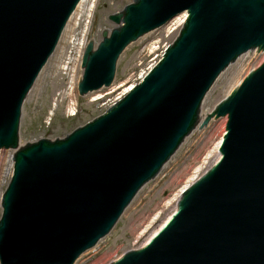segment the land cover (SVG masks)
Returning a JSON list of instances; mask_svg holds the SVG:
<instances>
[{"label": "water", "instance_id": "95a60500", "mask_svg": "<svg viewBox=\"0 0 264 264\" xmlns=\"http://www.w3.org/2000/svg\"><path fill=\"white\" fill-rule=\"evenodd\" d=\"M80 1L0 0V150L15 152L0 201V264H75L95 248L196 129L220 75L264 52V0H131L87 45L80 97L111 87L129 45L187 13L162 59L104 114L21 146L23 104ZM224 117L218 162L144 247L110 264H264V63L200 129Z\"/></svg>", "mask_w": 264, "mask_h": 264}, {"label": "rangeland", "instance_id": "374dc122", "mask_svg": "<svg viewBox=\"0 0 264 264\" xmlns=\"http://www.w3.org/2000/svg\"><path fill=\"white\" fill-rule=\"evenodd\" d=\"M130 3L131 0H92L76 22L70 45L62 34L54 54L23 104L19 127L21 146L40 139H62L104 114L126 87L140 83L142 77L162 58L166 48L175 41L180 30L174 31L176 24L171 21L128 46L118 61L114 84L99 90L102 91L100 99L93 101L91 93L80 97V74L76 91L63 96L65 92H70L74 64L68 61L71 57L72 60L76 59L78 44L84 40L86 47L91 39L94 44H98L103 31L116 27L107 15L117 13ZM63 47L66 48L67 56L62 58L60 53ZM154 47L156 49H152L154 52L151 53L150 49ZM262 63L264 55L251 52L230 66L208 92L202 105L203 111L214 110ZM227 122L226 117L217 121L212 119L207 127L194 130L160 174L140 190L111 233L94 249L84 253L75 264H110L114 254H119L116 256L118 260L127 251L144 246L173 214L176 201L185 186L190 185L194 178L202 176L216 162L215 145L223 137ZM13 154L11 150H0V198L11 176L10 158ZM209 155L211 158H207ZM145 215L146 222L134 231L139 217Z\"/></svg>", "mask_w": 264, "mask_h": 264}, {"label": "bare ground", "instance_id": "6f19581e", "mask_svg": "<svg viewBox=\"0 0 264 264\" xmlns=\"http://www.w3.org/2000/svg\"><path fill=\"white\" fill-rule=\"evenodd\" d=\"M89 2L91 3L92 2V0H82L79 4H78V6H77V9H76V11L74 12V14L71 16V18H70V20H69V22H68V24H67V27H66V29H65V32H64V35H63V38H65V39H67L68 41V43L67 44H71V40L73 39V37H74V32H75V26H76V22L78 21V18H79V16H81L82 17V14H83V12H84V8L89 4ZM186 18H187V13H183V14H181V15H179V16H177L176 18H174L173 20H171L173 23L175 22V24H176V28L174 29V31L175 30H177V31H179L180 30V27L183 25V23H185V20H186ZM170 21V22H171ZM169 22V23H170ZM171 22V23H172ZM168 23V24H169ZM85 44H86V42L83 40V41H81V43H79L78 44V51H77V56H76V59H73L72 60V57L70 58V60L68 61L70 64H74V68H73V70H72V72H71V87H70V92H68V93H66L65 92V94L63 95V96H66L67 94H73L75 91H76V88H77V82H78V79H79V74H80V65H81V59H82V54H83V50H84V48H85ZM152 49H156L155 47L154 48H151L150 49V52L151 53H153L154 51L152 50ZM60 56L63 58V57H65V56H67V52H66V48L65 47H63L62 48V50H61V53H60ZM245 56V55H244ZM243 57V56H242ZM241 57V58H242ZM66 59H67V57H66ZM122 87H124V86H122ZM134 87V85L132 84V85H130V86H128V87H126V89L121 93V96H119L118 98L119 99H121L124 95H126L132 88ZM237 87V86H236ZM114 89V88H113ZM102 91H98V92H94V93H91L90 94V97H92L93 98V101H96V100H98V99H100L101 97H102ZM118 99V100H119ZM224 100V99H223ZM219 104V103H218ZM217 104V105H218ZM216 105V106H217ZM213 112V110H210V111H203V109L201 110V114H200V118H199V123H198V125L196 126V129L195 130H197L200 126H201V122L208 116V114H211ZM221 141H222V138L219 140V142L215 145V149H214V151H215V153H216V162L214 163V164H216L217 162H218V160L220 159V154H219V147H220V144H221ZM190 146H192V144L190 145ZM211 158L210 157V155L209 156H207V158ZM206 158V159H207ZM213 164V165H214ZM197 179V178H196ZM195 178L192 180L193 182L196 180ZM192 182V183H193ZM188 186V185H187ZM187 186H185V188H187ZM184 188V189H185ZM183 189V190H184ZM1 199V198H0ZM179 200V199H178ZM178 200L176 201V204H177V202H178ZM176 205H175V208H174V212L176 211ZM140 219H139V221H138V223L136 224V226H135V230L134 231H137L138 230V228L139 227H141L145 222H146V215L145 216H141V217H139ZM171 218V216L162 224V226L159 228V229H157L153 234H152V236L149 238V240L156 234V233H158V231L164 226V224L165 223H167L168 222V220ZM149 240H147V242H149ZM146 242V243H147ZM145 243V244H146ZM144 244V245H145Z\"/></svg>", "mask_w": 264, "mask_h": 264}]
</instances>
